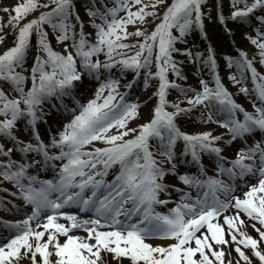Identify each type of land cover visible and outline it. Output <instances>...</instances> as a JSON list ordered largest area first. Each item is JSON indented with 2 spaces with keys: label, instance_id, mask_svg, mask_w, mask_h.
<instances>
[{
  "label": "snow or ice",
  "instance_id": "6c2138e0",
  "mask_svg": "<svg viewBox=\"0 0 264 264\" xmlns=\"http://www.w3.org/2000/svg\"><path fill=\"white\" fill-rule=\"evenodd\" d=\"M213 7L227 38H233L230 23L242 28L258 22L255 35L244 33L243 38L257 50L258 63L264 68V0H230L227 15L223 0H215L214 5L209 0H173L171 4L168 0H90L84 9L87 25L74 0H22L0 7L8 14L6 25L0 18V31L6 26L14 35L13 46L0 54V185L7 183L15 189H0L5 194L0 196V206L4 211H19L21 204L29 209L18 220L0 218L4 230L0 264H233L227 259L230 243L237 253L235 264H252L242 248L250 249L264 264L260 250L264 242V140L247 143L254 133L264 134V73L254 66L255 57L249 59L244 50L223 56L225 66L235 69L227 76L232 87L239 86V93L254 94L259 101V105L253 102L250 113L225 85L216 48L209 44L201 53L177 47L193 31L208 39L205 19L211 18ZM129 25L135 31L129 32ZM86 26L94 31L86 32ZM48 29L55 42L63 45V52L54 50ZM130 37L137 42H123ZM4 39L0 35V43ZM33 47L29 69L27 59ZM100 55L105 57L103 62ZM175 55L195 65L199 90L176 82H186L188 77L180 67L184 61H177ZM78 61L88 76L99 79L103 71L109 77L99 83L95 98L79 105V114H73L58 136L45 143L37 129L43 119L42 105L71 95L75 82L82 79ZM113 69H119L121 76L129 71L136 79L143 76L145 89L151 80L158 81L153 94L156 104L137 128H128V123L140 115L141 105L125 101L119 80L111 78ZM169 73L176 79H170ZM249 75L251 90L245 86ZM136 79L124 87L130 90ZM29 80L31 87L25 91ZM170 90L177 92L176 102L168 100ZM194 112L200 113L198 123L215 124L225 131L220 135L212 130L182 131L177 119H191ZM19 122L28 129V142L19 134ZM114 128L117 134L107 135ZM130 135L133 138L125 139ZM237 140L244 146L230 160L224 155L225 147ZM96 141L108 146L87 150ZM204 156L212 159L216 176L208 175ZM56 161L63 162L57 180H39L30 174L33 167L55 169ZM184 163L195 164L198 174H181L178 165ZM110 174L113 178L108 180ZM166 176L195 190L177 188L180 202L167 215L157 211L158 205L169 203L160 199L171 187L163 183ZM249 178L257 183L249 184ZM244 188L243 198L235 195ZM67 207L91 213V217L79 220L76 215H64L70 226L57 223L60 210ZM230 209L235 214L224 215ZM241 214L255 222L250 226L259 239L242 230L248 225ZM221 216L230 240L225 239ZM73 230L87 236L70 235ZM59 237H65L64 241Z\"/></svg>",
  "mask_w": 264,
  "mask_h": 264
},
{
  "label": "rangeland",
  "instance_id": "374dc122",
  "mask_svg": "<svg viewBox=\"0 0 264 264\" xmlns=\"http://www.w3.org/2000/svg\"><path fill=\"white\" fill-rule=\"evenodd\" d=\"M5 1H8L10 4L9 5H5ZM19 1L20 0H0V7H3V6H11V5H15V4H17V3H19ZM145 1V0H144ZM150 2V0H147V1H145V3H149ZM168 2L169 3H172L173 2V0H168ZM225 2H226V0H223V5H224V8H225V6H226V4H225ZM209 3H211L210 5H213V2H209ZM79 8H80V11H81V14L84 12V9L87 7V3L86 2H83L82 4H80L79 6H78ZM136 9L135 8H133V11H135ZM163 8H161L160 9V12H161V15H162V13H163ZM205 10L207 11V13H208V8L206 7L205 8ZM83 15H85V14H83ZM123 15V14H122ZM0 18H3V22H4V24L6 25V21H7V14L6 13H3L2 11H0ZM149 20H151V18H148ZM207 27H208V29H209V31H207V33H209V36H215L216 38L218 37V34H217V32L213 29V27H214V25H213V21H214V13H213V9H211V18L210 19H208L207 18ZM155 23H157V21L155 22ZM155 23H153V24H151L149 27H148V31L150 32V31H152L153 29H154V27H155ZM138 27H141L142 29H143V26H141V25H139L138 24ZM233 30L235 31V37L238 39V40H240L241 41V36H240V34H241V32L242 31H240V29L239 28H233ZM128 31L129 32H132V31H135V27H133L132 25H129V27H128ZM11 32V30L8 28V27H4L3 28V31H0V35H2V36H4L5 37V35H7V34H9ZM215 38V39H216ZM216 41H218L217 43L218 44H220L219 45V47L217 48V54H218V56H219V52H220V48H222V46H224L223 45V43H224V41L223 42H221L220 41V39H217ZM215 41V42H216ZM124 42V41H123ZM125 42H127V43H136L137 42V40H136V38H134V37H130L128 40H126ZM3 43H5V41L3 42ZM3 43H0V47L2 46V44ZM189 49V48H188ZM133 50V49H132ZM189 50H191V49H189ZM1 52H2V50H1ZM130 52H132L131 50H130ZM185 62L183 63V65H186V64H188V63H190V62H188V60H187V58H185V60H184ZM27 67H29V64H27ZM186 68H188V67H186ZM191 82L192 83H196V80L194 79V77H191ZM120 88V87H119ZM143 98H144V101H148L149 100V93L148 94H145V95H143ZM138 99V97L136 98V100ZM135 100V101H136ZM141 102V107H140V109H139V112H140V115L135 119V120H132V121H130L129 123L131 124L132 122H134V121H136V120H138V121H141L142 119H144L145 118V116L147 115V113L145 112V110H146V108H147V106L146 105H144V103L145 102ZM146 104H148V103H146ZM184 104H182V106H183ZM241 219H243L244 221L247 219V217L246 216H244V217H242ZM249 227H251V226H249ZM254 231V229L251 227L250 228V233L251 234H249V235H251L253 238H256V239H259V235L258 234H256L255 232H253ZM227 240H230V238H228ZM234 245H232L231 243L229 244V245H227V248H230V249H232V251H231V255L229 256V259H231L232 261H233V264H235V261H236V259H237V253L235 252V250H234ZM242 247V246H241ZM242 250H244L245 251V254L246 255H248L250 258H251V260H252V264H260L259 263V261H258V259H256L253 255H252V252H251V250L250 249H243L242 248ZM260 250L262 251V252H264V242H262L261 243V246H260ZM228 258V257H227ZM240 264H243V261H241L240 262Z\"/></svg>",
  "mask_w": 264,
  "mask_h": 264
},
{
  "label": "bare ground",
  "instance_id": "6f19581e",
  "mask_svg": "<svg viewBox=\"0 0 264 264\" xmlns=\"http://www.w3.org/2000/svg\"><path fill=\"white\" fill-rule=\"evenodd\" d=\"M10 3L8 2V1H5V5H9ZM212 39H214L213 37H212ZM143 122H145V120H143ZM142 122V123H143ZM141 123V122H140ZM141 123V124H142ZM187 127V126H186ZM189 128V127H188ZM190 130H192L194 133H198V132H201V131H205V130H212V131H214V133L215 134H217V135H220L221 133H217L213 128H211V127H208V128H204V129H198V128H191ZM257 183V182H256ZM255 184V183H254ZM231 214H234L233 212H231ZM228 259V258H227ZM127 264V263H126Z\"/></svg>",
  "mask_w": 264,
  "mask_h": 264
}]
</instances>
